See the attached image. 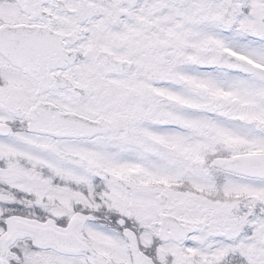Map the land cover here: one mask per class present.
<instances>
[{"label":"snow or ice","instance_id":"1","mask_svg":"<svg viewBox=\"0 0 264 264\" xmlns=\"http://www.w3.org/2000/svg\"><path fill=\"white\" fill-rule=\"evenodd\" d=\"M0 264H264V0H0Z\"/></svg>","mask_w":264,"mask_h":264}]
</instances>
